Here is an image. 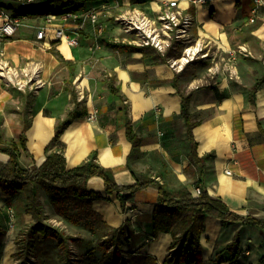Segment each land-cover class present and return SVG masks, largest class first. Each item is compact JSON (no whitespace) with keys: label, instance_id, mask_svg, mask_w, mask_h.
<instances>
[{"label":"crops","instance_id":"crops-1","mask_svg":"<svg viewBox=\"0 0 264 264\" xmlns=\"http://www.w3.org/2000/svg\"><path fill=\"white\" fill-rule=\"evenodd\" d=\"M164 1L91 0L65 19L55 13L67 0H0V9L21 20L17 33L0 46V62L17 70L37 65L45 82L34 93L8 87L0 78V134L18 144L25 168L39 167L52 151L65 155L68 169L95 156L100 165L114 172L119 185H133L147 175L169 192L183 189L193 198L200 187L244 219L264 221V0L260 4L255 0H207L198 5L180 0L195 21L193 42L199 40L203 53L209 55L179 70L170 64L175 57L163 62L164 55L152 47L112 46L120 44L116 38L124 37L114 22L116 15L135 8L155 17ZM33 9L47 14L21 15V11ZM92 11L103 13L101 24L94 25L87 18ZM41 29L45 36L38 39ZM60 29L77 38L78 44L71 46L58 38ZM240 47L248 54L240 52ZM111 79L118 94L110 88ZM180 91L192 96L190 120L196 123L192 134L197 156L204 159L203 170L190 159L192 146ZM70 113L75 118L54 141L56 127ZM90 115L95 119L90 120ZM128 122L137 146L128 138ZM22 136L26 149L21 146ZM8 160L0 152V169ZM87 186L100 194L92 199L86 215L96 222L97 238L90 236L94 228L84 220L75 224L57 213L51 215L70 236L79 238L75 242L78 264H104L112 257L127 264H175L178 254L171 245L181 220H174L169 232L153 236L158 186L151 184L123 202L117 192H106L99 176L92 177ZM40 198L44 206L52 205V196L45 189ZM14 202L12 222L8 209ZM24 202L23 194L12 198L0 189V225L4 229L0 264L21 260L15 256L17 240L34 221L25 212ZM202 226L199 264H264L261 228L243 221L224 226L213 216H205ZM237 237L239 244L229 250ZM220 254L223 260L217 262Z\"/></svg>","mask_w":264,"mask_h":264},{"label":"trees","instance_id":"trees-1","mask_svg":"<svg viewBox=\"0 0 264 264\" xmlns=\"http://www.w3.org/2000/svg\"><path fill=\"white\" fill-rule=\"evenodd\" d=\"M91 0H67L66 6L57 11V15L78 12L83 4ZM68 8L67 10H65ZM2 9V8H1ZM47 14L45 10H23L21 15L38 16ZM116 48H124L121 44L112 45ZM132 49H142L131 47ZM180 56L176 58H180ZM168 53L160 58L161 61H168ZM62 63H67L61 59ZM110 88L116 94L119 90L114 86V80L111 79ZM182 97L183 115L188 124V135L192 149L190 159L203 170L204 159L198 158L196 153L197 143L194 140L192 129L196 123L190 120V100L191 94H184L180 91ZM75 113H70L68 119L58 124L54 141L60 139L63 129L68 123L75 118ZM128 138L134 146L139 144L130 122L127 123ZM21 146L26 149V138L21 137ZM0 152L9 156L8 162L0 169V189L10 197L23 194L25 202L21 203L25 212L31 214L33 222L30 223L26 230L21 231L20 235L24 237L27 250L31 251L33 245L37 242H47L56 240L59 246L69 252V241L78 242L79 239L67 235L65 231L47 223V216L40 198V192L45 189L52 196V203L56 206L59 215L64 220H71L66 215L65 210L69 206L86 207V212L90 210L92 199L100 198V194L88 190V181L95 176L104 180L105 190L109 194L118 193L119 199L123 202L129 196L143 190L147 186L154 184L160 191L159 202L154 211V230L153 236L156 237L160 232H169L174 220H181L177 231L181 235L177 236V231H173L174 242L171 245L178 256L175 264H199L202 260V248L200 245V234L203 226L202 222L205 216H213L222 220L224 226L231 223L243 221L261 228L264 231V221L248 217L244 219L221 199L211 197L207 191H202L200 197L193 198L186 190L169 192L164 185L148 179L147 175H141L138 182L133 185H119L116 181L115 174L111 169H107L96 161L92 156L87 161L79 164L73 169H68L67 159L62 152L52 151L46 157V160L39 166L25 168L20 162V149L14 140H5L0 134ZM1 214V210H0ZM81 220H79L80 222ZM4 229L0 225V234ZM239 244V237L230 245L229 250H233ZM223 260V254L218 255L217 262ZM264 261V258H263ZM66 264H72L70 259ZM106 264V263H104ZM235 264V263H232Z\"/></svg>","mask_w":264,"mask_h":264},{"label":"built area","instance_id":"built-area-1","mask_svg":"<svg viewBox=\"0 0 264 264\" xmlns=\"http://www.w3.org/2000/svg\"><path fill=\"white\" fill-rule=\"evenodd\" d=\"M21 3H31L33 0H18ZM190 4L198 5L205 4L207 0H183ZM262 0H255L257 4H260ZM101 11H92L87 14V18L91 20L94 25H99ZM0 17L3 18V23L0 25V46L10 37L14 36L20 25L21 20L17 17L11 16L5 9H0ZM72 17L71 14H65V19ZM114 22L121 28L124 37L122 39H115L116 43L125 44L129 46L144 48L152 47L159 51L161 54H167L172 48H175L176 43H181L184 46L183 56H190L188 50L190 48L198 47L200 41L196 40L193 43L191 30L194 26V18L191 14L186 13L181 7L180 0H166L163 2L161 8L157 11L155 17L148 16L146 13L139 9H128L114 17ZM57 37L60 39H66L69 45L75 46L78 44V39L69 36L64 29L57 31ZM45 36V29L38 31L37 38L43 39ZM204 47L201 43V48L196 52V55L190 58L184 65L195 61L200 57L208 56L209 53H203ZM242 53H247L248 50L245 47L239 49ZM179 59V58H176ZM170 61V64L174 69L179 70L174 64V60ZM183 67V68H184ZM182 68V69H183ZM40 67L37 65H29L24 69L17 70L12 67L8 62H0V78L6 83L8 87H13L21 91L38 92L45 82L40 77ZM212 71L216 70L214 66ZM80 100L84 99V96L79 97ZM90 120L95 119L94 115L88 117ZM231 174L230 171H227ZM197 197L202 194L200 187L196 188ZM8 213L11 221L15 219V211L12 208L8 209ZM11 227H13L11 225ZM13 264H29L23 263L21 260H16ZM123 264V263H122ZM124 264H127L125 262Z\"/></svg>","mask_w":264,"mask_h":264},{"label":"rangeland","instance_id":"rangeland-1","mask_svg":"<svg viewBox=\"0 0 264 264\" xmlns=\"http://www.w3.org/2000/svg\"><path fill=\"white\" fill-rule=\"evenodd\" d=\"M194 43V42H193ZM183 44L181 43H176L175 48H172L168 52V57H178L180 54L183 53L184 49ZM74 87V86H72ZM74 89V88H73ZM17 206V202H14L12 204V209L16 211L15 207ZM44 206V204H43ZM86 207H80V206H69V209L65 210L66 215L70 217V221H73L75 224L80 223L79 220H84V224L86 226L90 227H95L96 222L90 219L89 217L87 218L86 215L88 213L85 211ZM44 211L47 216V223L52 224L53 226L60 228L61 230L65 231L67 235L66 228L58 222L56 219H51L52 213H58V210L56 206L52 203L51 206H44ZM94 233H91L90 236L97 238L98 235L96 234V229L94 228ZM75 238V237H74ZM78 237H76L77 239ZM79 239V238H78ZM98 245H104V243H101L98 241ZM18 243V249L15 252L16 258H20L23 263H29V264H66L67 260L70 259L72 264H78V255H79V250L75 249L77 248L75 245V242L69 241V252L64 250L59 246L58 241L56 240H50L47 242H37L34 244L33 252L27 250L26 243L24 241V237L20 235L19 240H17ZM126 261L123 259H120L117 261L115 257L110 258L106 263L107 264H124Z\"/></svg>","mask_w":264,"mask_h":264},{"label":"bare ground","instance_id":"bare-ground-1","mask_svg":"<svg viewBox=\"0 0 264 264\" xmlns=\"http://www.w3.org/2000/svg\"><path fill=\"white\" fill-rule=\"evenodd\" d=\"M201 48V42L199 43L198 47H194V48H190L188 50L189 52V57L188 56H183L182 58L176 59L174 60V64L176 65V67L178 69H182L185 65V63L192 57H194L196 55V52Z\"/></svg>","mask_w":264,"mask_h":264}]
</instances>
